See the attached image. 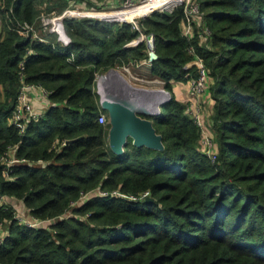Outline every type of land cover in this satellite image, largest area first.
Returning <instances> with one entry per match:
<instances>
[{
  "label": "trees",
  "instance_id": "trees-1",
  "mask_svg": "<svg viewBox=\"0 0 264 264\" xmlns=\"http://www.w3.org/2000/svg\"><path fill=\"white\" fill-rule=\"evenodd\" d=\"M68 1L46 7L61 10ZM40 2L0 0V153L15 143V154L26 157L8 174L0 160V191L53 220L28 224L13 204L0 205L7 225L0 264H264V0H199L207 41L196 23L190 36L182 32V4L154 9L136 25L67 16L38 38L19 27L24 20L39 26ZM151 33L158 56L150 60ZM189 44L209 74L215 158L172 88L173 79L196 72ZM20 59L24 79L49 90L44 111L21 132L9 120ZM120 64L163 79L169 90L150 114L163 147L130 136L122 152L110 147L109 121L97 119L107 110L96 75ZM144 189L149 194L139 196Z\"/></svg>",
  "mask_w": 264,
  "mask_h": 264
},
{
  "label": "built area",
  "instance_id": "built-area-1",
  "mask_svg": "<svg viewBox=\"0 0 264 264\" xmlns=\"http://www.w3.org/2000/svg\"><path fill=\"white\" fill-rule=\"evenodd\" d=\"M92 3H88V0H69L66 6L61 10H56L55 8L47 9L46 3L47 0H42L39 6V26L33 22L24 20L20 24L19 29L22 32L33 31L35 37L43 38V32L50 28L55 27L61 24L62 19L67 16H81V15H94L105 18H116V19H127L132 22L133 25L137 24V19L154 9H167L172 10L178 4H182L183 7V17L181 20V30L186 35L190 36L193 33L194 23L199 25L198 35L200 40L207 41L211 35V29L209 25L203 19V12L200 8L199 0H92ZM139 8L142 6V9H137L130 17L124 16L123 14H101V9H106L110 7H120L124 9L125 7L130 8ZM149 40V37H147ZM149 48V46H148ZM188 50L193 53L194 61L196 63V72L189 75L185 80L187 83V90L189 94V99L186 102V109L194 117L197 123L200 126V146L201 148L211 157L215 158L218 148L216 144V139L212 136V132L209 127L208 120L204 115L201 96L208 89L209 84V74L207 66L203 57L194 50L193 44L187 46ZM31 49V48H29ZM144 60L147 57L143 58ZM149 59V57H148ZM20 69L19 77L22 81L15 104L9 115V120L17 128L18 131H23L27 125V122L32 117H38L42 114L45 107L49 103L48 99V88L44 86L41 82L30 81L24 79V71L22 70L23 59L19 60ZM125 67L128 65L123 64ZM35 87L40 95L39 101L40 104L37 106L27 98L28 89ZM164 87H162L163 89ZM166 88V87H165ZM165 92V90L163 89ZM169 93L165 92V96L158 99L154 105H150L152 108H156L160 103L168 98ZM211 100L213 98L211 97ZM146 103V102H145ZM97 119L101 122L108 121V113L106 111H100L97 114ZM16 144H10L3 152L0 153V160L3 163V172L8 174V167L12 162L17 160H24L26 157L17 156L15 154ZM113 191H118L114 189ZM149 192L148 189H144L138 193L139 196H144ZM86 192L82 193L77 199L71 200V203L78 202L80 199L84 198ZM131 197H135L137 194H128ZM8 194L6 192L0 191V205L7 207L10 204H13L14 212L17 219L21 222L28 224H48L53 217H40L34 215L29 211L28 206L25 204V209L17 208L14 202H11L8 199ZM24 203V202H23ZM27 212V213H26ZM4 218L0 217V242L3 241L7 229H4Z\"/></svg>",
  "mask_w": 264,
  "mask_h": 264
},
{
  "label": "water",
  "instance_id": "water-1",
  "mask_svg": "<svg viewBox=\"0 0 264 264\" xmlns=\"http://www.w3.org/2000/svg\"><path fill=\"white\" fill-rule=\"evenodd\" d=\"M148 57L153 59L158 56L154 47L153 34L148 35ZM116 69L114 65L96 75V90L99 94L100 105L106 108L108 113V143L116 152L124 150L128 136L135 144H147L161 148L164 146L162 133L158 131L150 116L160 110L157 105L152 108L136 99H131L125 92L114 87L108 78L111 70ZM169 93L167 88H163ZM70 139V138H69Z\"/></svg>",
  "mask_w": 264,
  "mask_h": 264
},
{
  "label": "rangeland",
  "instance_id": "rangeland-1",
  "mask_svg": "<svg viewBox=\"0 0 264 264\" xmlns=\"http://www.w3.org/2000/svg\"><path fill=\"white\" fill-rule=\"evenodd\" d=\"M114 66L116 67V70L119 73H117L115 71L112 72L113 70H111L109 72V74L107 75L108 78H109L110 83L114 87H116L119 90L125 92L131 99H136L137 100L136 97H140V99L145 100L146 103H147L148 100H151V103H152V101L158 100V99H156L158 97V94H159L158 89H160V87H164L165 88L164 83H163V80L162 81L161 80L160 81L158 80L157 83L154 84V85H158V89L148 88V86L150 85L148 82H150V81H148L146 79H143V78H137V76H139V74L134 73L130 69L129 66L125 67L123 64L114 65ZM142 76H144V75H142ZM134 84H138V86L137 87H134ZM150 87H152V86H150ZM164 96H165V94H164ZM210 109H211V107L209 105L205 104V112H206V115L205 116H206V119L208 120V123H209V120H210V112H211ZM209 126H210V123H209ZM210 130L212 132V136L215 138V133L211 129V126H210ZM147 194H149V192H147L146 195ZM86 195L87 194H85V195L83 194L82 196L85 197ZM14 203L17 204L16 205L17 208L25 209V205H24V203H23V201L21 199H18ZM69 211H71V208L70 207L68 209H66V212H69ZM3 226H4V229H7V225H6L5 219H4Z\"/></svg>",
  "mask_w": 264,
  "mask_h": 264
},
{
  "label": "crops",
  "instance_id": "crops-1",
  "mask_svg": "<svg viewBox=\"0 0 264 264\" xmlns=\"http://www.w3.org/2000/svg\"><path fill=\"white\" fill-rule=\"evenodd\" d=\"M145 76V75H144ZM137 76V78H144L150 82H148L150 85L148 86V88H154V89H158V85H154L157 83V81L159 80H163L159 77H148V76ZM164 82V81H163ZM139 83V82H138ZM137 85V84H136ZM154 85V86H153ZM152 86V87H150ZM172 88L174 90V93L175 95L182 99L183 101L187 102L188 99H189V94H188V90H187V83H186V80L184 79H173L172 80ZM3 93H2V84L0 83V98L2 97ZM27 98L29 100H31L36 106L38 104L41 103V101H39L40 99V95L38 94V91L35 87H32L30 89H28L27 91ZM201 100H202V106H203V113L204 115H206V112H205V104L209 105L210 107H212V102L213 100H211V95L210 93L207 91L204 93V95L201 96ZM206 102V103H205ZM211 110V109H210ZM8 199L11 201V202H15L17 201L18 199L20 198H17L16 196L12 195V194H8Z\"/></svg>",
  "mask_w": 264,
  "mask_h": 264
},
{
  "label": "bare ground",
  "instance_id": "bare-ground-1",
  "mask_svg": "<svg viewBox=\"0 0 264 264\" xmlns=\"http://www.w3.org/2000/svg\"><path fill=\"white\" fill-rule=\"evenodd\" d=\"M137 9H139V10L142 9V6L140 8H139V6H137L136 8H130V9L128 7H125L124 9H121L120 7H110V8H106V9H101L100 13L101 14H123L124 16L130 17L134 12L137 11ZM114 71L119 73L116 69L115 70L113 69L112 72H114ZM137 86H138V84L137 85L134 84V87H137ZM158 91H159V94H158V97L156 99L162 98L165 94L162 87H160V89H158ZM136 98H137V100H139V102L146 104V105L148 104L149 106H150V104L154 105V103L157 102V100H156V101H152V103H151V100H148V101L146 100L147 103H145V100L140 99V97H136Z\"/></svg>",
  "mask_w": 264,
  "mask_h": 264
}]
</instances>
